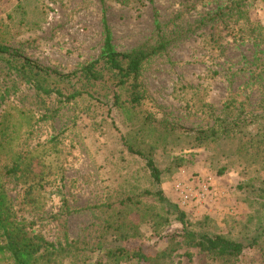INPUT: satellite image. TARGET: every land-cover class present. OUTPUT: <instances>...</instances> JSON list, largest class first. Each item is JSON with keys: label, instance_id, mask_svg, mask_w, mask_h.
<instances>
[{"label": "rangeland", "instance_id": "1", "mask_svg": "<svg viewBox=\"0 0 264 264\" xmlns=\"http://www.w3.org/2000/svg\"><path fill=\"white\" fill-rule=\"evenodd\" d=\"M103 12L119 53L168 41L138 69L143 99L134 118L111 105L109 74L96 85L75 75L100 55ZM0 47V183L16 218L34 232L54 241L66 233L87 245L65 264H143L106 251L141 245L153 254L180 241L178 210L193 229L257 235L263 161L240 143L264 127V0H0ZM25 61L48 88L89 90L102 103L85 95L65 102L23 84L7 64ZM236 116V138L214 140ZM125 140L152 154L163 202L140 196L156 184ZM179 186L190 192L186 201ZM127 196L140 197L141 205L121 207L136 233L118 241L103 224ZM96 204L113 206L90 209ZM261 237L235 264H264ZM187 252L192 264H225L185 246L174 263L188 264ZM0 264L11 262L0 255Z\"/></svg>", "mask_w": 264, "mask_h": 264}, {"label": "trees", "instance_id": "2", "mask_svg": "<svg viewBox=\"0 0 264 264\" xmlns=\"http://www.w3.org/2000/svg\"><path fill=\"white\" fill-rule=\"evenodd\" d=\"M102 23L104 27V39L99 57L80 67L75 75L83 82L96 85L103 80L104 73L109 74L111 76V105L117 109H121L128 117L134 118V109L143 99V95L138 92L137 86L134 83L138 69L154 55L165 52L168 41L159 36L160 38L157 39L153 46L147 48L139 47L127 53H119L114 48L104 12ZM0 49L6 51L5 47H0ZM35 68V65L26 61L21 64H13V62L7 64V69L16 72L23 84L31 86L38 92L55 94L65 102L85 95L96 102L102 103L101 98L98 95L95 96L89 90H76L70 94H64L56 88H48L43 84L42 80L37 78L40 75V71ZM224 107L227 109L231 107L229 101ZM231 120L220 124L218 133L213 138L214 140L218 139L219 135L220 138L225 136H229V139H233L232 136L236 138L237 133L235 129L238 127L239 117H233ZM125 141L129 152L145 160L150 177L156 184L155 189H145L140 193V196L151 195L163 202L166 198L159 187L161 183V171L156 165L152 154L134 147L128 140ZM244 142L242 143L243 146L240 143L244 152L249 156L255 153L260 160L262 159L264 167V127L254 137L248 138ZM179 159L181 160V158ZM263 193L264 186L261 189V195L264 197ZM139 198L127 196L120 200L118 202L120 209L116 212V219L110 220V214H108L104 220V229L114 234L116 240L125 241L130 234L135 235L136 230L132 227L135 223L128 218L131 225L123 218L125 217V213L121 207L127 205L139 206L141 205ZM260 202L264 207V201H259L258 198L257 203L259 204ZM112 206L109 204H96L92 205L90 209L110 210ZM140 209L144 214L143 208L140 207ZM175 217L182 228V233L178 234L181 238L180 241H170L167 247L161 250L155 248L153 254L146 253L145 248L141 245L131 248L115 245L108 248L106 254L108 257H114L118 260L124 257L135 258L136 261L143 264H175L172 255L180 247L185 246L187 248H196L199 252L206 254L211 260L223 261L225 264H235L240 260L247 248L258 245L257 243L262 238V233L264 234V221L256 229L255 234L257 235L248 237L247 239H240L223 233L209 231L205 227H200V225L197 229L190 228L191 223L188 222L185 213L181 210L177 211ZM29 225L25 221L16 218L6 189L0 183V255L6 257L11 264H65L62 260L63 258H78L87 247L84 242L70 239L66 233L63 234L62 239L49 240L43 235L34 232ZM186 255L189 258L188 264H192L190 253L187 252ZM74 259L71 260L70 264H78Z\"/></svg>", "mask_w": 264, "mask_h": 264}, {"label": "built area", "instance_id": "3", "mask_svg": "<svg viewBox=\"0 0 264 264\" xmlns=\"http://www.w3.org/2000/svg\"><path fill=\"white\" fill-rule=\"evenodd\" d=\"M178 189L180 193V198L186 201L190 197V192L188 191V189L182 186H179Z\"/></svg>", "mask_w": 264, "mask_h": 264}]
</instances>
